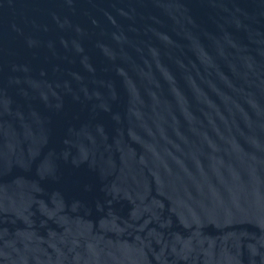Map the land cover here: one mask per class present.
Listing matches in <instances>:
<instances>
[{"label":"water","instance_id":"obj_1","mask_svg":"<svg viewBox=\"0 0 264 264\" xmlns=\"http://www.w3.org/2000/svg\"><path fill=\"white\" fill-rule=\"evenodd\" d=\"M0 264H264V0H0Z\"/></svg>","mask_w":264,"mask_h":264}]
</instances>
